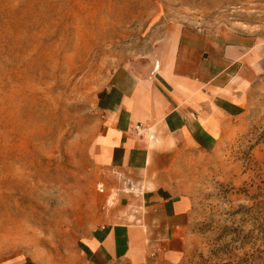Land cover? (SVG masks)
<instances>
[{
	"label": "rangeland",
	"instance_id": "374dc122",
	"mask_svg": "<svg viewBox=\"0 0 264 264\" xmlns=\"http://www.w3.org/2000/svg\"><path fill=\"white\" fill-rule=\"evenodd\" d=\"M180 31L264 41V0H0V261L75 264V242L105 214L112 173L95 140L111 76L160 57ZM259 78L247 127L190 155L182 264H264Z\"/></svg>",
	"mask_w": 264,
	"mask_h": 264
},
{
	"label": "crops",
	"instance_id": "0c3cea01",
	"mask_svg": "<svg viewBox=\"0 0 264 264\" xmlns=\"http://www.w3.org/2000/svg\"><path fill=\"white\" fill-rule=\"evenodd\" d=\"M176 37L160 57L111 76L95 140L112 173L105 214L75 242V264H182L194 239L190 155L234 139L259 106L264 41ZM0 264L35 263L11 255Z\"/></svg>",
	"mask_w": 264,
	"mask_h": 264
},
{
	"label": "built area",
	"instance_id": "2783aa9c",
	"mask_svg": "<svg viewBox=\"0 0 264 264\" xmlns=\"http://www.w3.org/2000/svg\"><path fill=\"white\" fill-rule=\"evenodd\" d=\"M135 130H136L138 133H140V132H141V127H140V125H136V126H135Z\"/></svg>",
	"mask_w": 264,
	"mask_h": 264
}]
</instances>
